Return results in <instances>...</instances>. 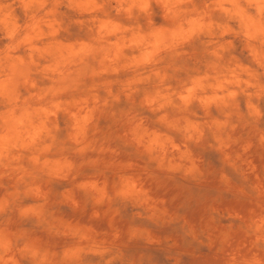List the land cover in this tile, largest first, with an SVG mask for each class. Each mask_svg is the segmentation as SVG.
Segmentation results:
<instances>
[{
    "label": "clouds",
    "instance_id": "clouds-1",
    "mask_svg": "<svg viewBox=\"0 0 264 264\" xmlns=\"http://www.w3.org/2000/svg\"><path fill=\"white\" fill-rule=\"evenodd\" d=\"M0 264H264V0H0Z\"/></svg>",
    "mask_w": 264,
    "mask_h": 264
}]
</instances>
